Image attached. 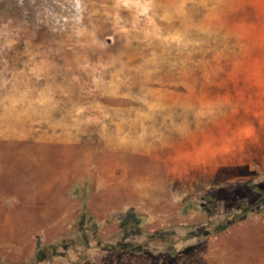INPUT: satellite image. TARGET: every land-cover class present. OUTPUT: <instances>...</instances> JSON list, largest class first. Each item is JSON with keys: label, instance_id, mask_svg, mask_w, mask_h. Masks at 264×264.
I'll use <instances>...</instances> for the list:
<instances>
[{"label": "rangeland", "instance_id": "rangeland-1", "mask_svg": "<svg viewBox=\"0 0 264 264\" xmlns=\"http://www.w3.org/2000/svg\"><path fill=\"white\" fill-rule=\"evenodd\" d=\"M0 264H264V0H0Z\"/></svg>", "mask_w": 264, "mask_h": 264}, {"label": "trees", "instance_id": "trees-1", "mask_svg": "<svg viewBox=\"0 0 264 264\" xmlns=\"http://www.w3.org/2000/svg\"><path fill=\"white\" fill-rule=\"evenodd\" d=\"M41 260V259H40ZM40 262V261H39Z\"/></svg>", "mask_w": 264, "mask_h": 264}]
</instances>
